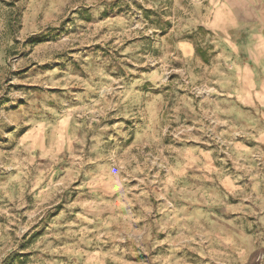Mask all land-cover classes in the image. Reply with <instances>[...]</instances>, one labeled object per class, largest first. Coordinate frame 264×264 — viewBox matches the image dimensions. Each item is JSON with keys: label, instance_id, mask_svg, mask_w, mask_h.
Returning a JSON list of instances; mask_svg holds the SVG:
<instances>
[{"label": "rangeland", "instance_id": "rangeland-1", "mask_svg": "<svg viewBox=\"0 0 264 264\" xmlns=\"http://www.w3.org/2000/svg\"><path fill=\"white\" fill-rule=\"evenodd\" d=\"M264 0H0V264H264Z\"/></svg>", "mask_w": 264, "mask_h": 264}, {"label": "crops", "instance_id": "crops-1", "mask_svg": "<svg viewBox=\"0 0 264 264\" xmlns=\"http://www.w3.org/2000/svg\"><path fill=\"white\" fill-rule=\"evenodd\" d=\"M259 65H262V66H263V65H264V61H263V63H262V64H259Z\"/></svg>", "mask_w": 264, "mask_h": 264}]
</instances>
